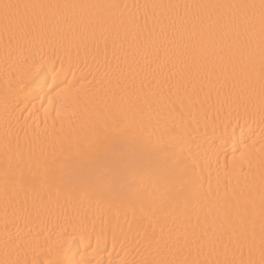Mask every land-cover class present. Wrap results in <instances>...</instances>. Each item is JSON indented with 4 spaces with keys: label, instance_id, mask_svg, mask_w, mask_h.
Instances as JSON below:
<instances>
[{
    "label": "snow or ice",
    "instance_id": "snow-or-ice-1",
    "mask_svg": "<svg viewBox=\"0 0 264 264\" xmlns=\"http://www.w3.org/2000/svg\"><path fill=\"white\" fill-rule=\"evenodd\" d=\"M143 7L153 10V22L149 26L145 15L141 28L115 3L0 0V25L9 46L20 53L22 65L17 94L11 101L6 98V110L10 107L13 115L19 110L23 118L28 109H19V95L46 69L44 100L35 99L42 107L46 100L44 110L54 114L53 127L56 120L63 126L65 105L74 101L79 106L86 94L81 81H70L65 72V56L74 48L78 58L84 51L85 67L91 56L95 65V74L91 68L88 72L91 82L100 79L118 116L94 131L87 144L62 145L59 156L41 151L32 160L30 151L29 163L6 159V203L9 191L34 193L31 203L26 198L16 210L26 223L38 226L35 235L29 229L34 252L30 264H103L96 260L102 234L96 236L95 223L90 225L77 207L91 196L115 208L117 222L120 210L126 222L131 215L128 227L135 224L137 233H143L141 243L151 257L142 264H264V170L257 185L251 153L256 140H242L239 158L233 154L229 161L223 152L224 137H217L215 190L210 182L204 189L203 177L189 169L190 162L195 165L194 154H185V146L195 143L187 130L194 112L199 113L193 98L198 100L202 93L207 101L215 94L217 112L227 105L237 123L253 113L245 105L242 117L240 105L233 109L229 101L246 98L253 105L258 101L264 125V0ZM129 26L139 30L130 31ZM48 39L56 44L51 55L37 44ZM83 80L87 82L88 76ZM260 144L264 169V128ZM161 186V196L148 197L149 188L159 191ZM53 188L55 201L41 195ZM49 224L54 225L51 231ZM12 244L18 251L15 241ZM0 264L29 262L18 255L13 259L6 250Z\"/></svg>",
    "mask_w": 264,
    "mask_h": 264
},
{
    "label": "bare ground",
    "instance_id": "bare-ground-1",
    "mask_svg": "<svg viewBox=\"0 0 264 264\" xmlns=\"http://www.w3.org/2000/svg\"><path fill=\"white\" fill-rule=\"evenodd\" d=\"M5 2H32V3H81V4H108L115 3L121 6L126 18H135L140 27H143L144 17H148V25H152L151 8L145 9L143 6L153 3L163 4H195V3H239V2H255L259 0H5ZM127 6L126 8L124 6ZM182 11V10H181ZM130 31H138L135 26H129ZM37 44H43L45 51L51 55L56 44L53 40H40ZM63 52V49H59ZM84 51L80 50V57L76 56V51L73 48L70 54L65 56V72L68 73V79L75 82L80 80L83 88V93L80 97L79 106L74 101H69L65 106L67 112L64 113V123L61 126L59 120L55 121L53 127V113L49 110L46 115L45 108L48 107L46 100L43 107L41 100H44V93L47 91L46 80L48 73L46 69H41L29 82L27 92L19 95L17 103L19 109L27 108L23 112V118L18 110L15 115L11 113L9 107L6 110V98L11 101L17 94V83L21 74L22 65L20 63V53L15 47L9 46V38L3 32V27L0 25V259H4L6 250L11 257L15 259L17 255L21 260H27L30 264L33 259V247L28 239L29 229L32 230V235L38 231V226L27 222L20 216L16 210L19 205L27 198L31 203L34 193L25 191H9V195L5 198L3 174L5 161L11 158L13 162L21 159L25 163L35 160L40 157L41 151L46 156L51 157L54 153L59 156L61 146L85 145L93 137L96 131L102 124L111 125L114 120L118 119L116 109L112 107L111 100L105 96L104 87L98 78L95 83H92V76L88 75L89 68L93 69L95 74V65L92 64L91 56L88 57V67L84 66L83 59ZM111 58V57H109ZM75 65V66H73ZM57 67L59 65L57 64ZM74 74V76H73ZM84 76H88V81L83 80ZM78 88L81 85H77ZM38 96L41 100H37ZM173 99H176L173 97ZM187 103V100L185 101ZM193 103H196L199 113L193 114L191 125L188 127L190 136L195 139V143L185 146V154H194L195 165L189 163V169L197 177H203L202 183L204 189H208L209 182L212 189H216L217 185V161L216 152L219 148L217 137H224L223 152L228 154L227 158L231 161L233 154L239 158L240 151L243 150L244 144L242 140H247L251 143L256 140L255 146L251 149L253 158V172L256 176L257 185L262 170L260 160V136L261 128L264 125L260 123L258 115V101L253 105L246 98L240 101H229L232 108L235 109L239 104V112L242 117L247 105L250 112L253 114L250 117L240 118L237 123L234 115H229V107L225 105L219 113L217 108L219 104L216 101L215 94L211 101L205 99V94H200L199 99L193 98ZM35 104V109L32 105ZM191 106V105H189ZM75 112V115L73 113ZM207 113V119L204 114ZM71 117V119H68ZM222 122V123H221ZM254 134V135H253ZM39 137V139L37 138ZM216 147H213V144ZM199 145V148H197ZM191 148L189 153L188 148ZM224 155H220V169L223 170ZM148 183L146 179V184ZM164 189L161 186L159 191L148 189L147 195L150 198L161 196ZM41 195L47 199L50 195L55 201L57 199L56 190L45 189ZM63 203V194L60 197ZM81 214H86L90 222L95 223L96 236L102 234V239L99 246V254L96 255V260H100L103 264H107L108 260H112V264H142L145 259H150L149 252L145 250L141 239L143 233H137L136 225L133 224L132 229L128 227L131 222L129 214L127 222L125 220L124 211L120 210L119 220L114 218L115 208H109L106 202L98 203L94 196L84 199L77 204ZM147 226V222L145 224ZM51 231L54 228L53 224L48 225ZM115 234L116 241L113 242ZM47 235V233H45ZM96 236H93V246H96ZM19 246L18 251H13L12 242ZM43 238L40 239V244H43ZM78 258V257H77Z\"/></svg>",
    "mask_w": 264,
    "mask_h": 264
}]
</instances>
